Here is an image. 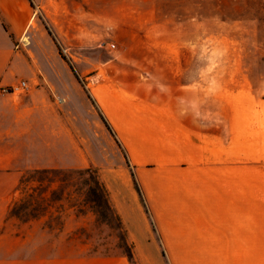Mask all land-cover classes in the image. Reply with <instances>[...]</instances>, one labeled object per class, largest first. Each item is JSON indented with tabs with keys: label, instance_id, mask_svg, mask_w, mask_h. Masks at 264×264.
Returning <instances> with one entry per match:
<instances>
[{
	"label": "rangeland",
	"instance_id": "1",
	"mask_svg": "<svg viewBox=\"0 0 264 264\" xmlns=\"http://www.w3.org/2000/svg\"><path fill=\"white\" fill-rule=\"evenodd\" d=\"M29 1L56 163L98 170L123 226L51 176L19 184L0 236L89 264H264V0ZM32 193L39 221L9 214Z\"/></svg>",
	"mask_w": 264,
	"mask_h": 264
},
{
	"label": "crops",
	"instance_id": "2",
	"mask_svg": "<svg viewBox=\"0 0 264 264\" xmlns=\"http://www.w3.org/2000/svg\"><path fill=\"white\" fill-rule=\"evenodd\" d=\"M35 14L29 0H0V88L21 80L27 81L30 88L22 94L0 92V218L6 214L24 172L67 169L56 163L57 100L55 90L51 89L55 82L38 77V83H48L47 87H38L26 75L22 48L25 39L33 38L30 33L36 22ZM130 212L124 213V217ZM25 238L0 236V264H89L80 256H71L78 253L41 250L35 245L26 249Z\"/></svg>",
	"mask_w": 264,
	"mask_h": 264
},
{
	"label": "trees",
	"instance_id": "3",
	"mask_svg": "<svg viewBox=\"0 0 264 264\" xmlns=\"http://www.w3.org/2000/svg\"><path fill=\"white\" fill-rule=\"evenodd\" d=\"M51 176L63 178V182H66L68 188L74 190V192H78V194L82 196V203L91 206L98 214L104 215L107 220L113 219L120 226H123L122 220L114 207L105 183L98 170L93 167L69 170H29L23 173L20 185L35 182L37 184L36 190L44 192L48 185L45 181L46 179H51ZM49 183L54 184L55 182L50 180ZM58 194L60 195L59 192H52V197L44 201L48 204H53L56 200L61 199L58 198L60 197ZM37 201L34 193L29 194L20 202V206L14 204L10 208L9 214L19 219L22 216V213L29 212L30 216L27 220H36L37 215L33 214L31 207L34 203H37ZM128 257L130 260H133V254L131 252L128 253Z\"/></svg>",
	"mask_w": 264,
	"mask_h": 264
},
{
	"label": "built area",
	"instance_id": "4",
	"mask_svg": "<svg viewBox=\"0 0 264 264\" xmlns=\"http://www.w3.org/2000/svg\"><path fill=\"white\" fill-rule=\"evenodd\" d=\"M112 48H115V46L112 45ZM29 89L30 88L28 82L25 80H21L17 84H14L12 86L1 87L0 92L3 94H22L26 93Z\"/></svg>",
	"mask_w": 264,
	"mask_h": 264
}]
</instances>
